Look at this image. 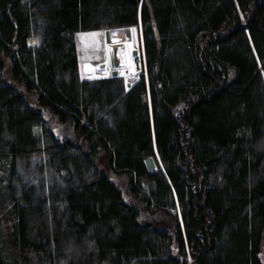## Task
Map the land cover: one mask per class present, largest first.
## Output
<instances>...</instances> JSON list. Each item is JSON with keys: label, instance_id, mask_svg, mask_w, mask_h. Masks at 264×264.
Wrapping results in <instances>:
<instances>
[{"label": "trees", "instance_id": "obj_1", "mask_svg": "<svg viewBox=\"0 0 264 264\" xmlns=\"http://www.w3.org/2000/svg\"><path fill=\"white\" fill-rule=\"evenodd\" d=\"M127 26L139 79H82L76 33ZM34 156L41 181H22ZM263 250L264 0H0V264H263Z\"/></svg>", "mask_w": 264, "mask_h": 264}, {"label": "rangeland", "instance_id": "obj_2", "mask_svg": "<svg viewBox=\"0 0 264 264\" xmlns=\"http://www.w3.org/2000/svg\"><path fill=\"white\" fill-rule=\"evenodd\" d=\"M126 28L128 30V33H126ZM132 28L136 29L134 33L131 31ZM93 33H96L98 35H91ZM114 33L115 35H113ZM110 38L111 41L110 43L107 44L105 41L104 30H84L76 33V41H77V49H78L77 51H78L79 69H80L79 74L81 78H84L86 76L85 71L87 69H90L91 65L94 66L93 71L100 68V65L106 66V68L108 69L109 56L112 54L113 49H116V54L121 65L123 58L124 60L129 59L128 58L129 50L132 49L138 50L139 54L137 60L134 61L131 60L130 63H133L135 65L138 62V66H137L138 69L139 60H140L141 68H143L142 67L143 54L141 52L142 50L141 31L139 27L129 26V27L111 29ZM39 40H41V36L40 33H37V36L30 40V44L36 45L38 44ZM126 43H129V45L126 46ZM126 48L128 49V51L126 50ZM109 49H112V51H109ZM87 64H91V65L87 66ZM34 101L32 103H34ZM34 106L37 107L36 104H34ZM40 109L43 117L50 122L51 129L54 131L56 136L60 138H64V136H68L72 133V129H70L67 126L65 127L61 123H58L56 119L45 108L42 107ZM41 160L42 159L40 156H34L28 164H26V162H20L18 174L22 179V181L25 182L41 181L42 176L38 170V166ZM110 176L112 180L116 183L118 188L121 190L125 201L134 202L140 208V219L142 221H153L159 224L166 225L168 221V217L164 213L146 212L142 208L140 202L139 201L137 202L134 196L128 192L127 177L125 175L111 173ZM43 179H46L45 181L49 184L56 183L58 181V175L54 171H48L44 175ZM163 218L164 219L167 218V221L165 222ZM168 225L170 226V224ZM2 228L6 232V227L4 226V224ZM260 259L264 264V250L260 255ZM27 264H36V260L33 254H30L28 256Z\"/></svg>", "mask_w": 264, "mask_h": 264}, {"label": "water", "instance_id": "obj_3", "mask_svg": "<svg viewBox=\"0 0 264 264\" xmlns=\"http://www.w3.org/2000/svg\"><path fill=\"white\" fill-rule=\"evenodd\" d=\"M153 31H154V36L155 37H158V33H157V30L155 27H153ZM126 33H128V30H126ZM104 34H105V41L106 43H110V30L109 29H106L104 30ZM132 54L133 55H136L137 54V50H133L132 51ZM119 64V60L117 58V54H116V49H113L112 51V54L109 56V67H110V70H109V75L111 77H115V76H118V71H117V66ZM35 99L32 97L31 99H27L28 102H33ZM39 111L41 110L40 108H37ZM144 164L147 168V171L149 173H152L154 172L157 167H156V163H155V160L153 159L152 156H149L147 158L144 159Z\"/></svg>", "mask_w": 264, "mask_h": 264}, {"label": "bare ground", "instance_id": "obj_4", "mask_svg": "<svg viewBox=\"0 0 264 264\" xmlns=\"http://www.w3.org/2000/svg\"><path fill=\"white\" fill-rule=\"evenodd\" d=\"M127 45H129V43H126V46ZM126 50L128 51L127 48H126ZM111 51H112V49H111ZM129 51H131V50H129ZM130 54H131V52H130ZM130 54H129L128 60L127 59L124 60V58H123L122 67L120 68V71L122 73H123V69L128 66L127 63L131 62ZM90 65L91 64H87V66H90ZM91 66H90V69H87L85 71L86 76L84 78H86V79H92L93 77L97 78V77L105 76L108 73L106 66L100 65V68H98V69L95 68L96 70H94V71H93L94 66H92V68H91ZM130 69L132 70V72L128 73L130 75V79H136L138 77V72L132 66H130Z\"/></svg>", "mask_w": 264, "mask_h": 264}, {"label": "snow or ice", "instance_id": "obj_5", "mask_svg": "<svg viewBox=\"0 0 264 264\" xmlns=\"http://www.w3.org/2000/svg\"><path fill=\"white\" fill-rule=\"evenodd\" d=\"M131 31L134 33V32L136 31V29H135V28H132ZM91 35H98V34L93 33V34H91ZM113 35H115V33H114ZM109 51H111V49H109Z\"/></svg>", "mask_w": 264, "mask_h": 264}, {"label": "built area", "instance_id": "obj_6", "mask_svg": "<svg viewBox=\"0 0 264 264\" xmlns=\"http://www.w3.org/2000/svg\"><path fill=\"white\" fill-rule=\"evenodd\" d=\"M138 71H139V67H138V69H137V72H138ZM137 78H138V77H137ZM137 78H136V79H137ZM136 79H135V80H136ZM133 80H134V79H133ZM128 84H130V82H128Z\"/></svg>", "mask_w": 264, "mask_h": 264}]
</instances>
